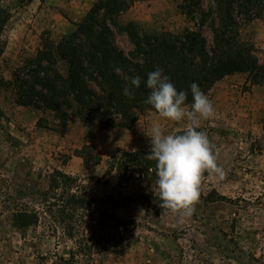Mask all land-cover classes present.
Segmentation results:
<instances>
[{
  "label": "rangeland",
  "instance_id": "rangeland-1",
  "mask_svg": "<svg viewBox=\"0 0 264 264\" xmlns=\"http://www.w3.org/2000/svg\"><path fill=\"white\" fill-rule=\"evenodd\" d=\"M97 1L0 0V12L11 15L2 34L0 75L13 81L16 69L36 62L50 45H58L69 24L76 29ZM129 2V9L135 5L137 9H160L152 13L154 20L138 21L148 34H182L192 24L183 18L184 0ZM202 7L218 13L222 8L213 0H202ZM80 9L90 10L79 19ZM73 19H79L78 23ZM216 21L214 17L204 28L209 41ZM254 21L242 22L243 38L258 49L264 63V50L256 42L260 23ZM116 40L120 48L130 51L126 35H117ZM235 86H222L220 92L208 94L216 115L202 121L198 130L216 145L218 164L226 175L222 180L205 175L202 203L190 218L162 210L154 186L136 183L139 188L133 189L121 185L117 173L106 174L115 152L151 148L145 133L154 121L163 124L166 133L185 131L186 125L148 112L132 131L88 128L76 117L61 128L54 113L18 105L14 87L1 90L0 264H264V89L250 84ZM56 171L76 181L74 192L105 200L101 209L114 214L121 225L114 230L99 227L96 221L104 218L91 211L82 224L78 216L74 223L62 222L60 202L52 198L65 189L60 183L53 187L51 176ZM108 196L118 204L129 200L117 207ZM142 196L150 199L144 201ZM19 222L29 225L20 226ZM76 222L81 232L73 236L67 227ZM111 232L122 240L119 248H113L118 243L113 237L105 243L107 252L92 258L77 253L83 241L100 244ZM69 252L77 253L73 262L64 261L70 258Z\"/></svg>",
  "mask_w": 264,
  "mask_h": 264
},
{
  "label": "trees",
  "instance_id": "trees-1",
  "mask_svg": "<svg viewBox=\"0 0 264 264\" xmlns=\"http://www.w3.org/2000/svg\"><path fill=\"white\" fill-rule=\"evenodd\" d=\"M21 1L32 3L35 0ZM184 1L186 5L181 11L193 22V28L186 27L182 34H148L138 22L126 26L119 24V18L130 8L129 0H99L58 45H50L36 62L16 69L13 81L0 75V91L14 87L18 105L54 113L61 121V128L66 127L71 117H76L88 128L132 131L145 114L156 112L145 101L150 91L147 88L148 73L157 68L163 70L178 91L188 92L189 104L193 102L192 83H197L207 96L219 82L234 74L247 75L246 84L251 86L264 84V63L258 57V49L245 41L242 32V22L247 25L263 16L264 0H214L222 6L221 13L212 9L205 11L202 0ZM213 15L217 21L211 27L213 39L209 41L204 28L213 22ZM10 18L9 13L0 12V57L4 54L2 34ZM120 34L128 37L130 51L118 46L116 38ZM116 67L128 76L141 77V86L134 89L133 98L123 94L126 81L114 71ZM0 116H3L2 112ZM41 127L47 128V125ZM149 152L150 149L115 152L106 174L117 173L119 183L131 185L133 189L139 188L136 183L154 186L157 179L155 162L145 158ZM51 181L53 187L60 183L65 188L60 195H52L60 202L62 222L74 223L78 216L82 224V218L91 211L104 218V221H96L99 227L114 230L115 226L121 225L114 214L101 209L105 200L74 192L76 181L73 178L56 171ZM141 198L144 201L150 199L149 196ZM107 199L120 207L129 197L121 204L110 196ZM34 219L29 218L35 223ZM28 222L17 224L28 226ZM67 228L73 236L81 232L77 222L74 227ZM113 237L118 241L113 248H119L122 240L111 232L100 244L83 241L77 253L92 258L94 254L107 252L105 243H110ZM77 253L69 252L70 258L64 261L73 262Z\"/></svg>",
  "mask_w": 264,
  "mask_h": 264
},
{
  "label": "clouds",
  "instance_id": "clouds-1",
  "mask_svg": "<svg viewBox=\"0 0 264 264\" xmlns=\"http://www.w3.org/2000/svg\"><path fill=\"white\" fill-rule=\"evenodd\" d=\"M114 71L126 81L123 94L133 98L134 89L141 86L140 76H128L120 67ZM147 88L150 90L145 103L159 117L186 125L183 134L166 133L163 124L153 122L145 133L150 138V152L145 158L155 162L153 191L159 196L162 210L181 217H191L201 201V185L205 173L209 177L224 179L226 173L218 164L216 145L209 136L197 129L202 121L216 115L213 102L197 83L190 85L192 103H187L188 92L178 91L163 70L157 68L148 73Z\"/></svg>",
  "mask_w": 264,
  "mask_h": 264
},
{
  "label": "crops",
  "instance_id": "crops-1",
  "mask_svg": "<svg viewBox=\"0 0 264 264\" xmlns=\"http://www.w3.org/2000/svg\"><path fill=\"white\" fill-rule=\"evenodd\" d=\"M213 3L215 4L214 0H213ZM80 10H81V12L79 13V19H81L82 16H84L90 9H80ZM156 10L160 11V9H137V5H135L131 9H129L126 13L122 14V16L119 18V24L125 25V23H129V22L144 21L145 19H149V17L152 20H154L155 16H153V14L156 12ZM183 18H186L188 21H190L186 15H183ZM79 19H73V23H78ZM260 19H256L254 21V22L259 21V23H260V26H258V29H257L256 42L259 45L260 49L264 50V40H262V38H264L263 37L264 36V20L262 21ZM190 23H192V24H190V26H187V27H190V28L194 27L193 22L190 21ZM67 24H69V23H67ZM73 25L75 26V24H73ZM72 28H73V26L71 27V24H69V27H67V29H66L67 31H65L63 33V36L71 34L75 30ZM165 32H167V31H165ZM170 33H172V32H170ZM130 49H131V47H130ZM244 76H245L244 74H234V75L228 76L225 79H223L221 82H219L213 88V90L211 92H220V90H222V88H223L222 86L233 85V87H236L235 83L244 85L247 82V78ZM256 88L257 89H260V88L264 89V84L262 86H257V87L255 86L254 89H256Z\"/></svg>",
  "mask_w": 264,
  "mask_h": 264
}]
</instances>
